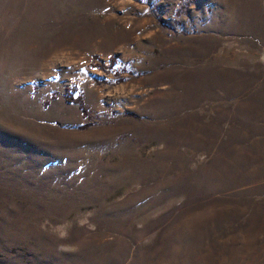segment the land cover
Segmentation results:
<instances>
[{"label":"rangeland","instance_id":"1","mask_svg":"<svg viewBox=\"0 0 264 264\" xmlns=\"http://www.w3.org/2000/svg\"><path fill=\"white\" fill-rule=\"evenodd\" d=\"M0 264H264V0H0Z\"/></svg>","mask_w":264,"mask_h":264},{"label":"trees","instance_id":"2","mask_svg":"<svg viewBox=\"0 0 264 264\" xmlns=\"http://www.w3.org/2000/svg\"><path fill=\"white\" fill-rule=\"evenodd\" d=\"M70 99L74 100V98L69 97Z\"/></svg>","mask_w":264,"mask_h":264}]
</instances>
